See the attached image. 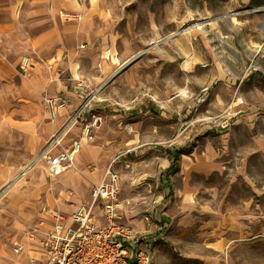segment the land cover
I'll list each match as a JSON object with an SVG mask.
<instances>
[{
  "label": "crops",
  "instance_id": "1",
  "mask_svg": "<svg viewBox=\"0 0 264 264\" xmlns=\"http://www.w3.org/2000/svg\"><path fill=\"white\" fill-rule=\"evenodd\" d=\"M138 3V0H0V191L5 188L0 195V264H28L29 259H33L36 264H44L45 252L37 239L42 238L54 224L45 210L68 217L77 206L87 200L91 185L101 179L117 154L130 151L126 154L129 168H124L119 163L116 168L120 170V184L123 176H130L134 186L137 179L151 176L152 173L150 162H136L140 153L146 149L155 152L161 145L168 146V142L175 144L184 139L183 112L171 115L158 112L159 117L151 114V121L148 123L141 120L133 124L125 120L121 111H112L116 108L111 107L112 102L117 103L113 98L97 96L99 89L104 90L106 86L102 87V84L114 75L121 64L142 49L151 48V54L157 56L160 64L164 63L161 61L174 63L176 71L181 73L173 86H180V89L185 87L174 98L175 103L183 104L188 83L195 79L192 75L195 70L203 66L205 71L215 72L211 82L219 87L216 91L223 90L224 85L223 91L226 93L232 90L226 85L230 83L231 75L222 73L246 71L249 67L246 57L237 48L248 49L255 46L252 54L255 58L264 46L263 31L241 34L227 26L248 22L257 27L263 25L264 0H158L162 24L170 25L172 30L162 37L151 32V24L159 30L162 27L154 20L155 12L150 8H147L148 30L144 33L136 31V24L139 23L136 8ZM184 3L189 6L187 10L192 15L201 18V25H211V35L206 36L205 32L200 36L192 28L190 31L174 32V24L184 14ZM247 11L252 13L250 17H247ZM224 28L227 32H224ZM153 39L156 40L155 45L150 44ZM237 40L251 42H234ZM220 47L222 52L218 53L217 49ZM217 55L221 63L216 60ZM23 56L29 57L32 64L24 75L17 68ZM250 68V74L260 71L258 67ZM118 75L119 73L108 84ZM233 79L239 86V94L232 91L231 98L236 104H241L246 100L244 97L241 100L239 98H242L240 93L247 78ZM199 80L200 82H196L198 85L204 84L205 81ZM79 81L86 84L87 92L93 93L89 97V103L97 108L102 117V123L94 131V138L81 144L80 152L66 172L50 177L44 168L43 174L48 183L43 181L41 185V178H33L31 181L23 179L24 176L17 178L51 135L80 107L83 101L78 97L81 91L76 83ZM218 81L223 82L218 85ZM251 87L254 88V97L264 95L259 86L254 84ZM57 95L65 99L67 108L57 117L51 118L43 106L42 98ZM149 104L147 102L143 107L146 108ZM141 108L135 110V113L142 112ZM261 113L254 110L243 115L242 108L239 107L227 117L229 120L233 118L229 127L243 122L248 125L256 123L262 118L259 117ZM244 117L247 121H244ZM158 118L160 121L155 123L154 120ZM172 120L174 124L171 123ZM124 124L131 125L132 132L124 133ZM215 126H218L215 131L222 132L218 130L220 126L223 127L222 124ZM79 127V123L70 127L63 145L78 138ZM189 129L187 127L186 135L189 134ZM167 135L172 137L171 141H168ZM185 151L178 146L171 147L167 149V157L159 158L157 172L163 189V204L168 199L166 197H169L168 190H164L165 185L180 180L183 184L190 185L192 177L201 174V164L194 148L189 152ZM174 155L177 157V168L170 173L168 169ZM194 159L197 162H193ZM38 162L41 161H37V164ZM145 191L149 194L148 190L144 189ZM44 195L49 199L40 201L39 197ZM119 198L130 199L131 203L121 209L119 222L131 225L138 232L151 233L159 238L154 244L155 252V247L163 240L162 231L167 222L163 217L164 213L160 211L164 206L159 204L153 208L159 221L148 225L139 216L146 209L144 201L137 203L129 194L119 195ZM150 217L152 218L151 214ZM16 243L23 245V252L20 254L12 252Z\"/></svg>",
  "mask_w": 264,
  "mask_h": 264
},
{
  "label": "rangeland",
  "instance_id": "2",
  "mask_svg": "<svg viewBox=\"0 0 264 264\" xmlns=\"http://www.w3.org/2000/svg\"><path fill=\"white\" fill-rule=\"evenodd\" d=\"M138 1L136 8L139 23L136 24V31L144 33L148 30L149 8L155 12L154 20L162 27L159 30L151 24V32L162 37L172 31L170 25L162 24L163 18L159 15L158 0ZM252 4L255 5L253 2ZM188 7L184 3V14L180 15L177 24H174V32L195 29L202 24L199 20L201 18L192 15L191 11L187 10ZM246 15L250 17L252 13L247 11ZM227 26L241 34L264 32V24L257 27L252 22ZM223 30L227 32V29ZM196 31L200 36L205 32H207L206 36H209L212 32L211 25L204 24L202 29ZM155 41L153 39L150 44L155 45ZM234 42L249 44L251 41ZM254 50L255 46H250L248 49L237 48V51L246 57L249 67L246 71L222 73L231 75L230 83L226 85L232 90L226 93L223 91L224 85H222L223 90L216 91L219 87L211 82L214 79L212 74L216 73L205 71L202 69L203 66L198 65L201 69L194 68L195 72L192 75L195 79L188 83L183 104L175 103V95L185 90V87L180 89V86H173L181 77V73L176 71L174 63L161 61L164 63L160 64L157 56L151 54V48L142 49L140 53L132 56L137 57L136 60L126 66L110 84L107 83L104 90L100 88L98 91L97 96H108L119 103L117 105L112 102L111 107H116L112 111L114 113H117V110L121 111L126 117L125 120L133 124L141 120L148 123L151 121L149 119L151 114L159 117L158 112L170 115L183 112L185 115L182 126L185 127L184 139L181 142L175 144L168 142V146L161 145L155 152L146 149L136 158V162L141 164L150 162L151 176L137 179L134 186L130 176L129 178L123 176L120 184L119 195L129 194L135 202L139 203L141 200L146 203L145 211L139 213L141 219L147 218L144 223L149 225L159 221L156 211L153 210L156 205L160 204L165 208L160 210L164 213L163 217L167 222L162 231L163 240L155 247L156 264H264V95L254 97L251 87L255 84L264 92V46L255 58L252 55ZM217 52H222V48H218ZM215 58L218 63L222 62L218 55ZM232 63L234 64V61ZM250 66L258 67L260 71L250 74ZM234 77L247 78L245 80L247 83L243 84L240 93L242 98H239L241 100L244 97L246 100L241 104H236L233 97L231 98L232 91H235L236 95L239 94V86L237 87V83L233 82ZM199 79L205 81L204 84L198 85L196 82H200ZM220 82L223 81H218L216 84L219 85ZM147 102L150 104L146 108L143 107ZM239 107L242 108L243 115L257 110L262 112L259 116L262 118L251 125L243 122L229 127L233 118L229 120L227 117L231 111ZM139 108L142 112L135 113ZM96 112L98 113L97 110ZM173 120L172 124L175 123ZM159 121V118L154 120L155 123ZM244 121H247L245 117ZM219 124L223 125L218 128L222 132L215 131L217 130L215 127H218L215 125ZM187 127L190 128L188 135L185 133ZM225 128L228 129L224 131ZM66 137L68 134L65 135ZM171 138L170 136L168 141H171ZM63 142L64 140L61 142L62 145ZM176 146L184 148L185 152L194 148L201 164V174L197 177L193 176L190 185L183 184L182 180L165 185L164 190H168L169 197H166L168 199L163 204V189L157 172L158 161L161 156L163 158L168 156L167 149ZM43 148L44 145L17 178L24 176L23 179L26 181L41 178V185L43 181L48 183L43 174L45 168L43 160H39L41 162L37 164L38 159H36ZM193 162L197 161L194 159ZM4 189L0 191V195L5 191ZM144 189L148 190L149 194H146ZM145 195L149 196L143 198ZM47 199H49L47 195L39 197L43 202ZM84 203L86 199L82 204Z\"/></svg>",
  "mask_w": 264,
  "mask_h": 264
},
{
  "label": "built area",
  "instance_id": "3",
  "mask_svg": "<svg viewBox=\"0 0 264 264\" xmlns=\"http://www.w3.org/2000/svg\"><path fill=\"white\" fill-rule=\"evenodd\" d=\"M31 67L27 56H23L17 66L22 75ZM76 85L80 87L78 97L83 102L67 122L51 135L41 154L36 157L38 161L43 160L45 171L50 177L58 176L72 166L81 144L90 142L94 138V131L102 123L97 108L89 103L93 93L87 92L83 81ZM42 103L51 118L57 117L67 108L61 95L44 96ZM76 123L80 124L78 138L62 146L61 142L68 130ZM123 129L127 133L132 132L129 124H124ZM129 153L125 151L113 157L101 179L91 185L86 203L77 206L68 217L45 210L54 224L42 238L37 239L45 252L44 264H156L154 244L159 238L119 222L121 209L131 203L130 199L119 198L121 175L116 165L119 163L129 168L126 156ZM12 252L22 253L23 245L16 243ZM28 264L36 262L29 259Z\"/></svg>",
  "mask_w": 264,
  "mask_h": 264
},
{
  "label": "water",
  "instance_id": "4",
  "mask_svg": "<svg viewBox=\"0 0 264 264\" xmlns=\"http://www.w3.org/2000/svg\"><path fill=\"white\" fill-rule=\"evenodd\" d=\"M136 58L137 57H132L131 59H129V60H127L115 73H114V75H112V77H110L105 83H103L102 84V87H103V85H106L108 82H110L111 80V78H113L115 75H117L118 73H120L122 70H124V68L126 67V66H128L130 63H132L133 61H135L136 60Z\"/></svg>",
  "mask_w": 264,
  "mask_h": 264
},
{
  "label": "trees",
  "instance_id": "5",
  "mask_svg": "<svg viewBox=\"0 0 264 264\" xmlns=\"http://www.w3.org/2000/svg\"><path fill=\"white\" fill-rule=\"evenodd\" d=\"M176 159H177V157H176V155H174L173 158H172V160H171V165H170V167L168 169V171L170 173L175 172V170L177 168Z\"/></svg>",
  "mask_w": 264,
  "mask_h": 264
},
{
  "label": "bare ground",
  "instance_id": "6",
  "mask_svg": "<svg viewBox=\"0 0 264 264\" xmlns=\"http://www.w3.org/2000/svg\"><path fill=\"white\" fill-rule=\"evenodd\" d=\"M202 26H203V25H198V26L195 27V29H196V30H200V29L202 28ZM190 30H191V29H188V30H186V31H190ZM110 80H112V78H111Z\"/></svg>",
  "mask_w": 264,
  "mask_h": 264
}]
</instances>
